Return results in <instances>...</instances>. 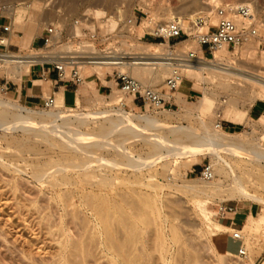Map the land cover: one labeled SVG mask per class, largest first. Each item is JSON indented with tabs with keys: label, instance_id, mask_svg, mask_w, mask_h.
<instances>
[{
	"label": "bare ground",
	"instance_id": "obj_1",
	"mask_svg": "<svg viewBox=\"0 0 264 264\" xmlns=\"http://www.w3.org/2000/svg\"><path fill=\"white\" fill-rule=\"evenodd\" d=\"M6 1L10 3L8 5V8H6V10L3 11V15H6V18L8 19L7 25L9 30L11 31L10 36L8 38L3 37V39L5 40V44L7 46L29 45L31 47L34 40L20 38L15 34L16 29L24 21L29 20L28 22L34 23L35 25L42 27L44 25L43 24L44 21L49 23L54 19L57 18L61 19L58 16L59 13L55 11V6H53V4L56 5L55 1L51 2V0H45L44 6L37 1L32 2L31 0L30 1L6 0ZM69 1H71V3H75L77 0H69ZM87 1L93 2L97 8L102 5H106L108 3L111 4V2H113V0H87ZM170 1L176 2V0H170ZM200 2L202 1L193 0L192 2L193 4L191 6H194L196 4L198 5L200 4ZM204 2L206 3V5L209 4L211 6L212 5L214 6L217 0H204ZM115 3L116 2H114V4ZM191 6L187 8H190ZM240 6H247L253 9L252 6L248 3ZM95 14H97V16L104 15V13H102L100 10H95ZM156 15L157 14H155V16ZM152 16L155 17L154 15ZM197 16L199 15L198 14L192 15L190 19H195ZM205 17L210 18L209 23H211V25L216 23V19L212 12L209 13L208 15H205ZM120 18H122L121 14H120ZM173 20H179L181 22L185 21V19L179 16V14L175 15L174 12L170 11L166 21L170 22ZM100 23L104 24V28H106L107 30L115 29L117 26V23L114 20H110L109 22L102 21ZM209 29H210V25L204 26L201 30L208 31ZM247 47L248 50H250L249 49L250 46ZM158 48H164V47H160L159 45H157L156 50ZM194 49H195L194 53H197L198 55L201 54V51L197 46ZM244 51H245L244 49H238L236 50L235 54H238L239 52L244 53ZM155 53L157 52L155 51L154 53H151L148 50H144L142 53L136 54V56L132 58L133 60L131 64L123 63V65H121V67L118 69L125 72V70L129 68L131 76L139 80L146 87H152L155 85L164 84V81L168 76V68L159 61ZM14 56H0L1 72L8 75H13L18 78H23L25 75L34 72L35 66H29V64H26L25 62L21 61L19 55L15 54ZM217 57L221 58L223 65L220 66V64H214L213 62H202V63H196L194 65H188L184 71V76L186 80L191 82L196 81L197 83L207 82L210 85L216 87L218 90L229 92L230 94L235 96H236L235 86L237 85V83L234 86L233 84L234 80H241L249 84L251 87H253V90L251 91V95H250L251 101L255 102V100H258L259 98L262 99L264 98V80H263L264 76L239 70V68L234 67V65L225 63L227 62L228 59H231V53L226 50H223L220 53H218ZM98 69L100 70L99 74H101L102 76L105 75L106 73L105 70H115L114 68L111 67L98 68ZM91 70L93 71V69ZM205 72L208 73L209 75L208 78L204 77L203 74ZM206 75L207 74H205V76ZM94 89H96V87L91 83H87L85 88L83 89L85 101L88 105L93 106L92 108H95L98 104L97 102H99L98 100L97 102L94 101L90 96L91 93L88 92V90H94ZM218 95H219L218 91L205 90L204 97L201 99L196 109L188 108V107L181 108L178 106L179 104L184 105V101L182 99L184 96L183 90L180 91L178 95L177 94H174L173 96L166 95L164 98L167 100H172L173 98L176 97L175 98L176 105L174 106L175 107L177 106V108L179 107L180 110L182 109L181 111L184 113L185 117H192L194 115V112H198L197 114H199V117H207L208 115L213 113L214 104L216 100L215 98ZM95 97L96 98L99 97L98 92L95 93ZM111 98H112V102H118L122 100L116 93H114ZM238 102L239 101L237 98L230 99L229 104L227 101L226 102L223 101L224 108L221 110L220 116L222 117L223 115L224 117H227L230 120L229 122L235 123L237 121V117H241L240 114H238L235 110V106L237 105ZM240 102L238 103V106ZM129 103L130 101L124 102V107H127ZM75 107L76 110L67 108L63 102L62 94L56 96L55 106L51 108L49 112H43V113L41 112L36 113L34 112L35 110L34 111L31 110L33 108L31 109L25 108L21 105L15 104L13 101L0 99V130H2L5 133L12 130H17V131L22 130L23 132H28V131H36L37 129H42L46 133L51 132L53 133L51 137L52 139L50 137H47L50 138V140H52L49 141L51 143L50 145L58 147L61 150V152L63 154H66L67 156L69 155H77L78 157H81V155L90 156L91 153H93V155H96L94 154V152H92L90 148H93L94 146H100L101 147L100 149L102 150L103 148L105 149L106 147L108 150H110V148H112L111 146L112 142H108V141H110V138L113 135L114 136L119 135V137L117 138L120 137L123 138V143L122 142L120 143L118 141V143L120 144H118L117 147L115 145L113 146H115V148L118 150L119 156L124 158L126 162H129V164L126 166L124 164H119L120 162L117 163L118 161L114 162L107 159H102L99 157V155H97L95 156L97 160H95L96 159L95 157L93 161L92 160L89 161L87 159L88 161L79 162L81 163L80 166L77 165L78 162H76V166L74 167L71 166L73 165L71 161H70L71 164L68 161L70 165H66L67 163L64 165V162L62 163L60 161L63 165L62 164L58 166L55 165L56 167L54 166L53 168H51V164H50L51 162H50L48 163L47 168H41V169L39 168L40 170H37L34 173L33 178L34 181L37 182L36 184L38 183L43 184L44 179L49 180L48 181L49 189L50 192L52 193V197H50L49 199L50 200L58 199L60 203L57 204L61 206L62 210L64 211L63 213L64 215L62 213H61L62 215H60L61 224H63V222L65 221V217L66 218L72 217L74 221L75 220L78 221L79 223L78 222L77 223L79 225L81 226L83 225L82 227L83 229L85 228L88 229L87 231H89L90 234L88 232L86 233L89 234L91 239L93 241H95L96 239V242L94 243L97 244V249L99 251V254L103 256L104 259L106 258L111 264H136L137 261H140V258L139 260L138 258L136 259L137 254L135 253V251L140 249L138 248L139 246L140 247L143 246L142 240L141 242H139L140 240L138 236H140L141 238L143 236L146 237V234L143 235L145 232H147L145 231V229L146 230L153 229L152 234L154 233L155 237H154V249H151L153 250V253L152 252L151 253L156 255L157 257L156 259H152L153 255L147 254L149 259L147 260L148 263L145 262V264H171L174 261H176L175 257L177 255L180 256L184 249L188 250L189 247H191L188 246L187 244L191 240L189 239V237L186 238L187 236L185 235L182 228L178 224L179 213H177L174 208L177 207L175 205L177 203L172 202L170 198L172 197L171 196L172 194H168V195L164 194L163 190H165L164 189L165 186H161L162 184L159 185V187L148 185L147 188L151 189L152 191L153 190L157 191V189H159L161 190V192L158 193L154 191L155 192L154 194H148V193L143 194L142 196L143 203H141L142 207L139 204L141 207L140 210V208H138L139 206L137 202L135 203L137 204V206L135 204L133 205V203L136 201V200L133 201V199L134 196H136L137 194L140 195L141 192L136 194V190L132 191L131 189L130 191L119 193L118 190H115L116 188L115 184L119 178L118 179L115 178L116 175L114 176L113 171L114 170L117 171L119 167H123L121 165H124L125 167L128 168V170L130 169L134 172H138V171L141 172L142 170H144V167L151 169L152 167L161 163V161L163 160L170 161V159L173 160V158H175L176 160L177 159L183 160L186 158L197 159L198 157L209 155L212 160V165H210V167L212 168V170L214 169L213 170L214 178L209 182H204L205 184L203 186H200L199 184H183L181 185L180 188L186 194H191L195 198V200L192 202V209L189 210V212L192 215L195 214L200 219V226L196 231V236H198L200 239L203 238L204 241L207 242L206 244L208 245L207 247L209 248V251H211L214 255L217 256L218 264H228L227 262L228 258H240L245 264H254V262L250 258L251 253L254 251V246H252V244L250 243V239L253 238L251 236L253 235L254 232L255 233L258 232L260 223H263L262 222L263 220L260 219L259 222L258 221L256 222L253 219V217H249L248 225L247 227H245L246 228L245 232L250 233L249 234L251 237L250 239L246 238L245 235H242V233H240L241 238L245 240L243 244V252L245 255L240 256V255H232L229 253H223V254L218 253L212 243V237L220 233L228 232L232 230H230V228H227L214 220L215 214L209 211L208 204L212 198H214L215 196L219 195L222 192H226L228 197H235V198L242 197V199L244 198L251 199L256 202L260 200L256 196H252L247 193L245 183L249 184L248 183L249 181L250 183L255 181V183L260 184V186L264 188V148L260 144V142H262L264 138L262 139L260 138L257 142L256 140L255 141L238 140L237 136L226 133L223 130H218L216 129V126L213 127L212 130H210L206 122L201 119H200V126L202 129L201 132H199L198 129H194L190 127L191 126L190 125L188 128H183V127L175 128L171 126L173 128L170 130V132L165 133L163 132L162 129L163 127H166V125L163 122H161L160 119L157 118V116H148V115L134 116L129 114V112H127L126 110L124 111V110H115V109H109L104 111H99L97 109L82 111L80 109L81 101L78 96L76 99ZM180 113L181 112L179 111L174 115H178ZM130 117H134L135 119L133 118L132 119L134 121L137 120L138 123H136L137 121L135 123L130 122L129 119ZM132 119L131 121H133ZM57 121H62V127L65 128L64 130L54 129V125L57 123ZM94 121H96V123L97 121L99 122L103 121L102 123L100 122L101 125L98 124L100 128L97 134L94 135V133L89 134L87 132L81 131L83 129L81 126H85L87 128ZM142 123L144 124L146 123L147 125L145 124V126H143ZM80 127L82 128L81 130ZM197 131L199 133H197ZM187 139H192L193 140L192 143L186 144L187 142L185 143V141H187ZM131 140L133 141L139 140L142 141V143L143 142L146 143V145L152 149L151 150L152 154H149L148 152L150 156L148 155V157L144 160H140L139 157L135 159L134 155L130 152V150H127L124 145V144H128L127 143L128 141L133 142ZM93 155H91L90 157H92ZM0 159H2L1 156ZM249 165L254 169H257V172L260 174L258 181L256 179L252 181V179L254 178V172H253L254 169L250 170ZM240 168L245 170V173L242 172L244 173L242 175L236 173V170ZM22 172H24L23 168H22ZM72 173L73 175H75V178L72 177L73 175L72 176L70 175ZM20 174L23 173L20 172ZM149 177L153 178L151 177V175H149ZM77 179L80 180L81 183ZM227 179H230V182L228 181L229 182L228 184H226L227 182L225 183ZM82 183L92 187L89 190H88L89 187L87 188V190H83L81 198H79L82 199L83 201L81 202L80 207L85 208L86 212H90L91 213L90 217L84 214L82 211V214L84 215L83 216L79 208H77V206H75L76 204L74 203V199L77 193L76 187L79 185L82 186L83 185ZM141 185L143 186V184ZM13 186L14 185L12 184V187ZM130 195L131 196L134 195V196H132L131 198ZM127 197L131 199L128 200ZM137 198L139 197L137 196ZM126 199L128 201L125 202L126 203L125 205L126 208H125L120 203L124 202ZM127 202H130L131 204L130 203L128 204ZM133 210L139 211V212H135L138 213L139 215L133 213ZM140 211H142V213ZM43 213L44 212L42 211V214ZM81 216H83V218H81ZM80 221L82 222V224H80ZM78 224L77 226H79ZM116 227H119V230L120 228L122 230L121 233L123 235L120 236L121 238L119 237V239L121 240L122 237L124 236L122 241H120L115 237L116 232L114 228ZM77 229L80 228L77 227ZM62 230H64V228ZM58 233L61 234L59 230ZM63 233H65L63 235L64 239L61 241L62 243L60 245L62 252L65 250V248L68 245L67 234L66 232ZM116 234L119 233L117 232ZM152 234L150 233L148 235L151 236ZM90 237H88V239ZM59 238H61V235L59 236ZM146 238H150V237L148 236ZM85 239L86 240L85 241L83 240V242L84 243L86 242L87 245L88 240L87 238ZM92 240L90 241V243H93ZM144 240L146 241V239ZM84 243L82 245L84 246L85 249H82L83 247L81 246V250H78L77 248L79 247L75 246L78 244H74V246L76 247L74 248L75 251L77 250L76 251L77 253L80 251L82 256V260H81L82 262H79L80 259L78 258L79 260L77 261V264L78 262L79 264H85L87 261L86 259L90 254L89 251H87ZM138 243H140V245L137 247ZM93 247L95 246L93 245ZM149 247H151V245ZM192 248L193 247H191V250H193ZM143 250H139V251L141 252ZM189 252L190 250L187 253ZM70 254L72 255L71 252ZM99 254L97 253V255ZM193 254L196 255L195 252H193L191 256H193ZM92 255H94V253ZM143 255L144 254H142V257ZM63 256L60 258L61 262H63V264H70L69 261H67ZM73 256L78 257L75 255ZM81 256L79 257L81 258ZM194 257L196 259H194ZM88 258L90 259L91 256H89ZM143 258H146V256ZM100 259L102 258H99L98 261H100ZM72 260L73 259H71L70 261ZM75 260H77V258ZM95 260L98 263L97 259ZM192 261L191 262L194 264L200 263L197 260L196 256H193ZM143 263H144V259L142 261V264Z\"/></svg>",
	"mask_w": 264,
	"mask_h": 264
},
{
	"label": "rangeland",
	"instance_id": "obj_2",
	"mask_svg": "<svg viewBox=\"0 0 264 264\" xmlns=\"http://www.w3.org/2000/svg\"><path fill=\"white\" fill-rule=\"evenodd\" d=\"M31 1L32 2L37 1L43 6L45 3V0H31ZM53 1L56 2V5L53 4V6H55V11L59 13L58 16L61 19L57 18L49 23L44 21L43 23L44 25L42 27H39L38 25H35L34 23L28 22L29 20H27V21H24L16 29L15 34L20 38H24V39L26 38L28 40H35L41 35L43 29L47 27L49 24L54 23L57 27L64 28L67 30L73 20L81 19L83 15L89 16L90 17L89 25L95 26L97 29H105L104 24L100 23L101 22L100 19L104 17L105 15H107L108 17L115 18L116 15L120 16L121 14L122 19L126 20V19H133L135 16H138V15H142L144 17L146 16L153 17L152 15L155 16V14H157L155 16L157 20L162 21V22H167L166 20H167L168 14L170 11H172L175 13V15L179 14V16L187 20L192 15H195V14H198L199 16H205L211 12L213 13L214 7L217 5H221V4L223 5H226V4L244 5L248 3L252 6L254 15L257 21H259V23H264V0H217L214 6L213 5L211 6L209 4L206 5L204 0H200L202 2L194 6H191L193 4L192 3L193 0H176V2H171L170 0H115V1L113 0L111 4L108 3L106 4L107 6L102 5L98 7L99 9L96 7V5L93 2L87 1V0H77L75 3H71V1L69 0H51V2ZM114 2L116 3L114 4ZM9 3L10 2H7L6 0H0V8H2L5 11L6 8H8ZM112 4H114L115 6ZM189 6L191 7L187 8ZM95 10H100L102 13H104V15L97 16V14H95ZM164 13H165V16H164ZM158 14L161 16H159ZM3 16L5 18L1 19V21L2 23L4 22L5 28H2L3 26L0 27V35L3 36L4 38H8L10 36L11 31L9 30L8 25H7L8 19L6 18V15H3ZM114 20L117 22L116 19ZM143 27L144 26L136 29L135 36L128 37V38L122 37L120 39L121 44L124 45L125 47L123 51L127 53H131V54H135V55L142 53L144 50H148L151 53H154L156 51V47L159 43L149 38L146 31L143 29ZM259 33L261 36L260 38H252L248 43H246L240 48V49L245 50L244 51V53L246 52L245 54L242 52H239L237 58L228 59L227 62L225 63L234 65V67L239 68V70H243L246 72L264 76V28L260 29ZM138 38L141 39V41H138L137 40ZM247 46H250L249 47L250 50H248ZM38 47L39 46H35V49H37ZM70 47H72L71 44H70ZM195 47H196V44L193 41V39H189L188 41H179L176 45L177 51L182 54H188L190 52H195V49H194ZM9 50L14 55L16 54V55H26L27 56L32 51V48L29 45H21V46L20 45L19 46L10 45ZM98 50L99 49L97 48V51ZM85 71H86L85 72V75H86L85 82L82 85L80 92L78 93V97L81 101L80 109L82 111H89V110H94V109L95 110L97 109L99 111H104V110H109V109L124 110V111L126 110L127 112H129V114L134 115V116L136 115L157 116V118L160 119V121L166 125V127H163L162 129L163 132L165 133H169L173 127L188 128L190 125H191L190 127L194 129H198L199 132H201L202 129L200 126V119L205 121L208 127L210 128V130H212L213 127H215L217 122L219 121V119L217 118V114L221 115V110L224 108L223 101L225 102L227 101L229 104L230 99L237 98L238 101L239 102L241 101V102L239 106H238L239 102L237 103V105L235 106V110L238 114H240L241 117H237V121L235 123L233 122L234 123L233 124L232 122H229L230 120L227 117H224L222 115L220 120L223 121L224 126H225L224 127L225 129L223 131L237 136L238 140H244V141H248V140L255 141L256 140L257 142L260 138L261 139L264 138V113L260 114L259 116H251V110L253 107L258 106V107L264 108V105L261 102L262 98L255 100V102L251 101L250 95H251V91L253 90V87H251L249 84L241 80H234V83H233L234 86L237 83V85L235 86V93L237 96L236 97L235 95H232L229 92L218 90L216 87H214L213 85H210L207 82L205 83H197L196 81L191 82V81H187L185 78L183 81V84L181 85L179 90L175 93L178 95L180 91L183 90L184 92V96L182 98L184 101V105H181V104L178 105L181 108L188 107V108L196 109L197 106L199 105V102L204 97L205 90L206 91L207 90L218 91L219 93V95L215 98L216 100L214 104L213 113H211L207 117H199V114H197L198 112H194V115L192 117H185L184 113L181 111L182 109L180 110L179 107L178 109L177 106L176 107L174 106L175 108L172 112L173 114L168 113V112L166 113V112L154 111L148 104H143V103L140 105L141 107L135 108L133 105L134 98L132 96L123 95L118 89L115 88V86L111 94L102 93L95 84V81H94L95 75H98L104 81L105 76L107 74H111L114 70H105L106 73L103 76L99 74L100 70L98 68L93 69L94 72L91 69H86ZM125 72L126 73L128 72V74H130V69H126ZM205 74L207 75L205 76ZM203 75L204 77H207V78L209 76L207 72H205ZM21 79L22 78L15 77L13 75H8L0 71V99L13 101L15 104L21 105L25 108H29V109L33 108L31 110L33 111L35 110L34 112L36 113L49 112L51 109H45L43 105L30 106V105L21 104L19 103L17 97H13V95L8 94L3 90L2 87L7 82L19 83ZM87 83H91L92 85L96 87V89H94L95 91L88 90V92L91 93L90 95L91 98L96 102L97 100L99 101L97 102L98 104L95 108H92L93 106L88 105L85 101L83 89L85 88ZM151 88H154L156 91L162 92L164 91V84L155 85V86H152ZM96 92H98L99 94L98 98L95 97ZM114 93H116L122 100L118 102H112L111 97ZM175 98L172 99L173 105H176ZM73 100H74V94L68 93L67 103L71 104ZM129 101H130L129 105L127 107H124V102H129ZM66 107L76 110L75 106H66ZM259 110L260 109L257 108V113H259ZM177 111L178 112L180 111L181 115L180 114H178L179 116L174 115L178 113ZM132 118L135 119L134 117H130L129 118L130 122L135 123L137 120L134 121ZM131 119L133 121H131ZM94 122L96 123V121ZM94 122L91 123V125L93 126L90 125L87 128L85 126H81L83 129L80 127V130L82 129L81 131L87 132L89 134H92V133H94V135L97 134L100 128L98 124H100V122L102 123L103 121H100V122L97 121L96 123L97 125ZM136 123H138V121ZM145 124L142 123L143 126H145ZM235 125H241V126H235ZM231 127L232 129L231 131H229V128ZM54 129L64 130L65 128L62 127V121H57V123L54 125ZM199 132L197 131V133ZM52 134L53 133L51 132L46 133L42 129H37L36 131H28V132H23L22 130H18V131L12 130L6 133L0 130V156L2 158L0 159L1 161L0 162V264H52V263L53 264H63V262H61V259H60L63 255H64L63 257H65V259L69 261L70 264L72 263L77 264V261L79 259H80L79 262H82L81 261L82 256H81L80 251L77 253L76 252L77 250L75 251L74 248L79 247L80 249L79 248L77 249L81 250V246H82L83 247L82 249H85L84 246L82 245L84 243L83 240L84 241L86 240L85 238H87L89 243L87 242V245H86V242H85L84 244L86 246L87 251H89L90 253L89 256H91L92 258V259L91 258L89 259L88 258L89 256H88L85 264H96L97 262L95 259H97L98 261L99 258H102V259H100V261H98L97 264H111L106 258L104 259V257L99 254V251L97 249V244L94 243L96 242V239L95 241L91 239V237L89 236L90 233L89 231H87L88 229L85 228L86 229L85 231V229L82 228L83 225L82 226L79 225L78 224L79 222L76 220L74 221L72 217H70L71 219L65 217V221L63 222V224H61L60 215H62L64 211L62 210L61 206L58 205L60 203L58 199H53V200L49 199L50 197H52V193L50 192L49 184H48L49 180L44 179L43 184H40V183L36 184L37 182L34 181L33 175L37 170H40L41 168H47V165L50 162H51L50 163L51 168H53L55 165L56 166L61 165L63 162H64V165L66 163H67L66 165H70L72 162L73 165L71 166L74 167L76 166V162H78L77 165L80 166L81 163L79 162H84L88 160L93 161L94 157L97 155H99V157L102 159H107V160L114 161V162L118 161L117 163L120 162L119 164H124L126 166L129 164V162H126L124 158L120 157L118 154V150L115 148V146L117 147L118 144H120L121 142L123 143V138L121 137L117 138L119 137V135L118 136L115 135L116 137L113 135L112 137L114 138L111 137L110 141H108V142H112L111 143L112 148H110V150H108L107 147L105 149L103 148L102 150L100 149L101 148L100 146H94L95 148L91 146L93 148H90V149L96 155H93V153H91V155H93L92 157H90L91 155L90 156L81 155V157H78L77 155L67 156L66 154H63L58 147L50 145L51 143L49 141H52L50 140V138L52 137ZM47 137H50V138H47ZM116 139H117V142H116ZM118 141L120 143H118ZM138 141H135V140L133 142L128 141L127 142L128 144H124V145H125V148L127 150H130V152L134 155L135 159L139 157L140 160H144L148 157L149 154H152L151 152L152 149L149 146H147L146 143L144 142L142 143V141H139V142ZM192 141H193L192 139H187L185 143L187 142L186 144H191ZM260 144L264 148V140H262ZM95 160H97V158ZM68 161L70 164L68 163ZM163 161H161V163L157 164L151 169L144 167V170H142L141 172L140 171L134 172L130 169L128 170L127 167H125L124 165H121L123 167H119L117 171L115 170L113 171L114 176L116 175L115 178L116 179L119 178L116 181L115 190H118L119 193L127 192V191H130L131 189L132 191L136 190V194L141 192L140 195L139 194L137 195L135 194L136 196L132 195L134 196L133 201L136 200L133 203V205L137 202L139 206L138 208H140L141 210V207H142L141 203H143V197H142L143 194L145 193L154 194L155 192H158V193L161 192V190L159 189H157V191L155 190L152 191L151 189L147 188V186L152 185V186L159 187V185L161 184H162L161 186H165L164 188L165 190H163V193L166 195L172 194L171 195L172 197H170L172 202L177 203L175 204L177 207H174V208H175V211L179 213L178 224L180 225L183 232L187 236L186 238L189 237V239L191 240L189 243H187L188 246L193 247L192 248L193 250H191V247H189L188 250L184 249L185 251L183 250L180 256L178 255L176 256L177 258L179 257L178 259L175 257V260H176L174 261L175 263L173 262L171 264H190L194 262L192 261L193 256L197 257V260L200 262L199 264H218L217 263L218 258L211 251H209V248L207 247L208 245L206 244L207 242L204 241L203 238L200 239L198 236H196V231L198 230L200 226V219L195 214L192 215L189 212V210L192 209V202L195 200V198L191 194H186L182 189H180L181 185L183 184H199L200 186H203L205 184L204 181L200 177V173L205 166L212 165L211 157L209 155H204V156L198 157L197 159L186 158L183 160H180V159L176 160L175 158H173V160L170 159V161L169 160H166V161L163 160ZM249 167H250V170L254 169L250 165ZM22 168L24 172H22ZM19 169H20V172L23 174H20ZM242 172L245 173V170H243L242 168L236 170L237 174L238 173L241 175L244 174ZM253 172H254V178L252 179V181L254 179L258 181L260 174L257 172V169H254ZM148 174L151 175V177L153 178H150ZM70 175L72 176L73 173ZM28 176L31 178H29ZM72 177L75 178V175H73ZM78 181L80 182V180ZM228 181L230 182V179H227L225 183L227 182L226 184H228L229 183ZM248 183L249 184L245 183L247 193L259 198L260 200L257 201L258 203L251 199H245V198L242 199V197L240 198L239 197L238 198L228 197L226 192H222L219 194L220 196L217 195L210 200L208 204V209L210 212L215 214L214 220L220 223L222 222L221 220L222 214L219 213L221 207L233 208V209L242 208V207L246 209H250V207H253L255 214L254 216H249V217H253V219L256 222L257 221L259 222L261 219L263 220L262 221L263 223H260L258 232L256 233L254 232L253 235L254 234L255 235L254 236L252 235L251 237L253 238H251L249 235L250 233L245 232L246 231L245 227H247L248 221H249L248 220L249 217H248L245 225L240 230V233H242V235H245L246 238L248 239L251 238L250 243L252 244V246H254V251L251 253L250 258L254 262V264H264V226H263L264 225V188L260 186V184L255 183V181L251 183L249 181ZM12 184L14 185L13 187H12ZM82 184H83L82 186L79 185L76 187L77 193L74 199V203L76 204L75 206H77V208H79V210L81 211V214L83 211L84 214L90 217L91 213L86 212L85 208L80 207L81 202L83 201L82 199H79V198H81L83 190H87L88 187H89L88 188L89 190L92 187L84 183ZM141 184H143V186ZM137 196L139 198H137ZM130 199L128 198V200ZM128 200L126 199L124 202L120 201L121 202L120 204H122L126 208L125 202ZM127 203L129 204L130 202H127ZM137 204L135 205L137 206ZM139 204L141 205V207ZM182 207H183V210H182ZM134 210H135V207H134ZM134 210H133V213L139 212V211H134ZM42 211L44 212L43 214H42ZM142 211L140 212L142 213ZM135 214L139 215L138 213H135ZM83 216H81V218H83ZM77 224L79 226H77ZM80 224H82L81 221H80ZM77 227L80 229H77ZM63 228L64 230H62ZM58 230L59 232H61V234L58 233ZM114 230L116 233L117 232L119 233V234L115 233L116 236L114 235L117 239H119V237L123 235L121 233L122 232L121 228L119 230V227H116L114 228ZM152 230L153 229H150V230L145 229V231L147 232L143 234V235L146 234V237L149 236L150 238H146L143 235H142L143 236L142 238L138 236L140 240L139 242H141L142 240L143 246L141 245L142 247H140L139 246L140 243H138L137 245V247L139 246L138 248L140 249L138 250L136 249L137 251H135V253L137 254L136 259L138 258L139 260L140 258V261L136 260L137 261L136 264L138 263L142 264L143 259H144L143 264H145V262L148 263L147 260L149 258L147 254L153 255L152 259H156L157 257L156 255L152 254L153 250H151V249H154V237H155L154 233L152 234L153 232ZM63 232H66L67 234L68 245L65 248V250L62 252L60 245L62 243L61 241L64 239L63 235L65 233ZM86 232H88L89 234H87ZM147 233L148 234L151 233L152 235L150 236ZM230 233H231L230 235H232L233 232H230ZM60 235H61V238H59ZM88 237L90 238L88 239ZM90 239L93 241V243H90L91 241ZM122 239L121 240L119 239V240L122 241ZM144 239H146V241ZM78 240H79V243H78ZM224 240H225L224 236H218L212 239L213 245L215 246L216 250L219 253H225V251H223ZM244 241L245 240L242 239V242H237L240 248L244 244ZM80 242H83V243H80ZM74 244H78V245H75L76 246L75 247ZM92 244L95 247H93ZM150 245L152 248L149 247ZM237 248L238 246L236 245H230L229 247V249L232 250L233 252H236ZM139 250H143L141 251L143 253H141ZM189 250L192 253L195 252L196 255L193 254V256H191L192 253L190 252L187 253ZM70 252L72 253V255L70 254ZM91 252L92 254L94 253V255H92ZM97 253L99 255H97ZM142 254H144L143 257L146 256V258H143ZM233 254L238 255V253H233ZM73 255L78 256V257H74ZM138 255L142 257V260H141V257H139ZM79 256H81V258ZM95 256L96 257L98 256V257L96 258ZM76 258L77 260H75ZM71 259L73 260L70 261ZM194 259L196 258L194 257ZM227 262L228 264H245L240 258H228Z\"/></svg>",
	"mask_w": 264,
	"mask_h": 264
},
{
	"label": "built area",
	"instance_id": "obj_3",
	"mask_svg": "<svg viewBox=\"0 0 264 264\" xmlns=\"http://www.w3.org/2000/svg\"><path fill=\"white\" fill-rule=\"evenodd\" d=\"M3 11L0 8V19L4 18ZM213 15L216 23L212 25L209 23L210 18L205 16L189 18L184 22L179 20L162 22L151 16L138 15L133 19L124 20L120 16L114 18L105 15L100 19L101 22L117 20V26L112 30L97 29L89 25L90 17L83 15L81 19L73 20L67 30L57 27L54 23L49 24L38 37L40 46L37 49L32 48L29 55H19V57L29 66H35L42 71L40 77L42 81H50L54 75L57 83L70 85L76 89L84 84L86 69L114 68L112 77L123 95L132 96L136 101L148 104L154 111L171 113L175 108L172 100L164 97L173 96L179 90L185 79L184 71L188 65L213 62L221 66L223 62L217 57L218 53L226 50L231 53V58H237L236 50L252 38L261 37L259 30L264 28V23H259L253 9L247 6L217 5L214 7ZM209 25L208 31L201 30ZM142 26L149 38L158 42L160 47H164L158 48L155 53L159 61L168 68V76L164 81L162 92L144 86L130 74L118 69L123 63L131 64L132 58L136 56L123 51L125 47L120 39L135 36L136 29ZM189 39H193L201 51V56L194 52L182 54L177 51V43ZM137 40L141 41L139 38ZM9 47L0 37V56H14L9 51ZM261 102L264 105V98ZM54 106V98L43 102L45 109H51ZM217 118L219 121L216 129L224 130L221 116L218 115ZM200 177L204 182L214 178L210 165L203 168ZM233 212V208L223 207L219 211L222 216ZM232 239L235 242H242L240 231H233ZM238 255H245L243 245Z\"/></svg>",
	"mask_w": 264,
	"mask_h": 264
},
{
	"label": "crops",
	"instance_id": "obj_4",
	"mask_svg": "<svg viewBox=\"0 0 264 264\" xmlns=\"http://www.w3.org/2000/svg\"><path fill=\"white\" fill-rule=\"evenodd\" d=\"M1 26H3L2 28H5L4 22L2 23V21L0 19V27ZM0 37L3 38V36H1V35H0ZM35 46H40V42H39L38 38L33 41L31 48H35ZM85 72L86 71H84V74H85ZM41 73H42V71L40 69L35 68L33 73L25 75L20 80L19 83L7 82L2 88L6 93L13 95V97H17L19 103L25 104V105H30V106L43 105V102L46 99H49V98L55 99L57 95L62 94L63 102H64L65 106H76V99H77L78 93L80 92L82 86L76 89L75 87H72L70 85L59 84L54 80L55 79L54 75L52 76V80L44 82L40 78ZM112 75H113V72L111 74H107L104 78V81L98 75H95V77H94L95 84L102 93H105V94L110 93L111 94L114 90V86L116 89L119 90L118 85L115 82V79L112 77ZM85 77H86V75H85ZM68 93L74 94V100L71 104L67 103V94ZM141 104H142L141 101H136L135 98L133 99V105L135 108L141 107L140 106ZM257 108L260 109L259 113H257ZM262 113H264L263 107H258V106L253 107L251 110V116H259ZM231 125H233V124H231ZM235 126H241V125H235ZM231 129H232V127L229 128V131H231ZM234 211L235 212H233V213H227V214L223 215L222 219H221L222 222H220V224H222L223 226H225L227 228H230V230H232V231L223 232V233H220V234L212 237V239H213V238L218 237V236H224L225 240H224V245H223V251H225V253H229L232 255H235L233 253H238L240 250V247H239L238 243L232 239V235H230L231 234L230 232H233L236 230L240 231L243 228V226L245 225L248 217L254 216V214H255L253 207H250V209H246L244 207L235 208ZM230 245L238 246L237 251L233 252L232 250H230L229 249Z\"/></svg>",
	"mask_w": 264,
	"mask_h": 264
}]
</instances>
